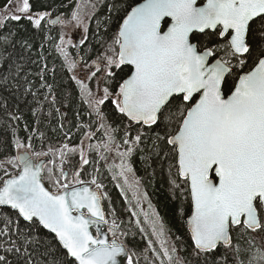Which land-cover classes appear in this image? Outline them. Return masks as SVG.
I'll use <instances>...</instances> for the list:
<instances>
[{
	"label": "snow or ice",
	"instance_id": "snow-or-ice-1",
	"mask_svg": "<svg viewBox=\"0 0 264 264\" xmlns=\"http://www.w3.org/2000/svg\"><path fill=\"white\" fill-rule=\"evenodd\" d=\"M88 7L91 11L77 2L70 17L61 13L51 18L50 12L32 13L29 0H7L6 11H0V89L24 87L26 94L38 95L31 91L32 73L25 71V53L33 43L17 39L19 31L8 23L26 19L34 30L59 25L55 51L105 132L101 143L88 145L89 152L117 151L121 163L114 167L125 183L132 172L127 158L141 144L140 151L167 162L170 191L180 200L178 216L190 243L187 256L173 261L177 249L167 246L164 226L153 221L162 256L151 240L149 248L160 264H264V0H112L107 7L115 14L117 30L110 42L102 43L92 67L84 63L87 79L103 84L96 93L75 74L82 58L69 55L67 49L77 45L63 31L73 25L86 33L85 21L96 3ZM49 71L55 70L44 64L35 75L45 81ZM40 87L48 89L47 101L53 85ZM106 101L127 119L124 151L113 135L118 129L103 122ZM51 103H56L54 95ZM32 112L38 116L37 109ZM132 125L138 129L134 137ZM37 132L38 127L31 129ZM12 133L16 153L0 161V206L17 216H0V264H122L121 257L138 264L135 253L115 238L119 225L114 211H104L107 193L102 195L98 174L90 181L81 179V169L91 163L83 141L36 151L32 134L26 143L15 128ZM77 152L80 167L70 176L64 165ZM108 215L113 216L111 225Z\"/></svg>",
	"mask_w": 264,
	"mask_h": 264
},
{
	"label": "trees",
	"instance_id": "trees-1",
	"mask_svg": "<svg viewBox=\"0 0 264 264\" xmlns=\"http://www.w3.org/2000/svg\"><path fill=\"white\" fill-rule=\"evenodd\" d=\"M6 2L7 0H0V7ZM77 2L81 3L80 0H29L32 12H50L52 16L63 13L65 18L70 16ZM111 2L112 0H86V3L83 4L86 11H91L88 5L96 3V9L91 19H88V31L85 35L87 39L83 45H80L83 62L94 60L97 53L103 50L102 43L110 42L117 30L118 25L113 22L115 14H110L107 7ZM110 15L113 20L109 19ZM7 27L19 31L17 39L24 38L33 43L30 53H25V71L32 73L28 76V80L33 85L31 91L37 92L38 95L34 98L31 93L26 94L24 87L8 91L0 89V161L15 155L16 149L12 144L13 128L16 129V135L27 143V137L32 134L31 129L38 127L39 132L32 134V143L36 151H46L48 146H60L64 143L69 144V147L78 145L87 131H97V119L96 114L90 112L88 105L83 103L78 85L71 80L72 73L62 67L63 57L55 51L54 45L59 41V25H46L42 30H34L29 21L22 19L19 23H8ZM45 36L50 39L45 40ZM40 54H43V60H40ZM32 61H36V63H32ZM44 64H47L48 69L55 71L54 73L49 71L45 81H41L35 74ZM42 83L53 85L52 95L56 100L54 105L51 103L52 95L47 101H44V94L48 92V89L41 88ZM89 84L92 88L90 82ZM37 101H43V103L40 104ZM57 108L59 113L56 111ZM33 109H37L38 116L33 115ZM101 110L105 116V123L118 129L113 135L115 140L122 144L125 133L124 126L128 123L127 119L115 113L110 101H106L101 106ZM8 113L18 116L19 119H10ZM137 130V126L132 125L129 129L130 135L134 137ZM40 132L44 133L43 138H41ZM144 147L145 145L141 144L140 148L135 149L132 155L127 158L132 168L130 175L147 192L157 217L164 226L169 240L174 243L179 257H186L188 249L185 245L189 244L190 240L183 222L178 216L180 200L176 199L170 191L167 162L161 163L154 155L140 151ZM145 157L147 158L145 159ZM97 158L99 157L90 153L88 159L91 163L81 169V179L89 181L93 175L98 174L99 182L104 185L102 195L107 193V198L102 200L104 210L106 213L110 209L114 211L119 230L126 233L123 235V240L128 251L135 253L133 260L138 264H148L149 260L154 261V264H160V260L151 252L145 234H141L131 227L132 214L126 200L118 189L111 172L104 167L102 160L97 161ZM79 167L80 160L77 153L72 155L70 162L64 165L70 176ZM9 171L13 170L9 167ZM3 177L4 172L0 170V178ZM5 213L13 220L16 219V212L8 207H0V216ZM20 223L21 226L25 224L23 220ZM0 227H3L2 223H0ZM152 244L155 251L162 256L160 247L153 241ZM242 246L246 247L247 245ZM165 264H167L166 260Z\"/></svg>",
	"mask_w": 264,
	"mask_h": 264
},
{
	"label": "rangeland",
	"instance_id": "rangeland-1",
	"mask_svg": "<svg viewBox=\"0 0 264 264\" xmlns=\"http://www.w3.org/2000/svg\"><path fill=\"white\" fill-rule=\"evenodd\" d=\"M80 1H81L82 5L86 3V0H80ZM0 11H6V10H4L3 6H1ZM13 11H15V6H13ZM32 13H37V12H32ZM54 17L55 16H52L51 18H54ZM85 23L88 24V19H86ZM60 31H61V27H60ZM63 31L72 37L73 43H74V39L79 38V40H80V38H84L86 35L83 27L76 28L73 25L65 26ZM66 38H67V36H66ZM67 51L69 52V55L73 59H76L77 55H79L80 58H82V55L80 54V50L78 51V53H74L72 51V47H69L67 49ZM84 63H87V65L89 67H92V60L89 62H83V59H82V61L79 63L78 69L76 70L75 74L79 77V79L84 80L85 83L88 84L89 88L94 93H96L98 90V87H99V89H102L103 84L98 85V82L95 79H93V80L87 79V76L89 75V73L87 72L86 69H84ZM93 71H95L94 67H93ZM89 82L91 83L92 88L90 87ZM96 119H97V128H96L97 131H87L82 136L81 140L79 141L78 145H76V146L81 145V142L83 141V147L85 149V153L87 155V158H89L90 153H93V155H95L96 157H99V158H97V161H99L100 159L102 160L104 167L108 171L111 172L112 177L115 179L116 185H117L118 189L120 190L122 196L125 198L127 206L129 208V210L131 211V214H132V225H131V227L134 230L138 231L139 233L145 234L146 242H147L148 246H149V241L152 240L153 242H155L157 244L158 247L161 248V244L157 242V237H155L152 234V224H153V221H156L158 224H162V223H161L159 217H157V214L154 210V207L151 204L150 198H149L147 192L145 191V189L141 186V184L136 179H134L130 175V173L127 174L128 183H125V178L119 175V169L114 167L115 165H119L121 163V158H120L118 152L112 151V152H108V153H103L102 155H99L95 150H92L91 152H89L88 145L99 144L106 138L104 129H102L100 127L101 121L99 120L97 115H96ZM103 122L105 123V121H103ZM86 134L91 135L92 139H88ZM116 143L120 144L117 141H116ZM124 150H125V147L122 145L120 147L119 151H124ZM77 154H78L79 160H80L79 152H77ZM127 162H128V160H127ZM110 166H113V167H110ZM129 185H136V187H130ZM137 188H138V191H137ZM107 213H109V211ZM107 218L109 221V225H111L112 220H113V216L108 215ZM116 223L118 224L117 221H116ZM141 228H143L144 231H141ZM120 233H122V232L120 230H118L116 232L115 238H117L119 240H123V236L120 235ZM110 234L112 236L111 232H110ZM167 246L169 248H171L172 246H175V245L173 242H171L168 239V245ZM151 252H153L152 249H151ZM176 257H179L177 251L173 256V261H175Z\"/></svg>",
	"mask_w": 264,
	"mask_h": 264
},
{
	"label": "water",
	"instance_id": "water-1",
	"mask_svg": "<svg viewBox=\"0 0 264 264\" xmlns=\"http://www.w3.org/2000/svg\"><path fill=\"white\" fill-rule=\"evenodd\" d=\"M54 18H55V17H54ZM74 45H77V46H75V47L73 48V52H74V53H77V52L79 51V41H78V40L75 41V42H74ZM79 58H80V56L77 55V58H76V59H77L78 61H79ZM102 206H103V202H102ZM0 207H4V206H0ZM8 208H9V207H8ZM103 208H104V207H103ZM189 214H190V213H189ZM185 219H186V218H185ZM91 231H92L93 235L96 234V229H95V227H93V228L91 229ZM102 231L108 235L109 239H112V238H113V237L111 236V234L109 233L107 226H104V227L102 228ZM118 259H120V260L122 261V264H127V260H126V258L121 257V258H118Z\"/></svg>",
	"mask_w": 264,
	"mask_h": 264
},
{
	"label": "flooded vegetation",
	"instance_id": "flooded-vegetation-1",
	"mask_svg": "<svg viewBox=\"0 0 264 264\" xmlns=\"http://www.w3.org/2000/svg\"><path fill=\"white\" fill-rule=\"evenodd\" d=\"M75 41H77L78 39L76 38V39H74Z\"/></svg>",
	"mask_w": 264,
	"mask_h": 264
}]
</instances>
